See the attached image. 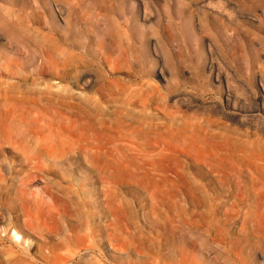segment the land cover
Instances as JSON below:
<instances>
[{
    "label": "rangeland",
    "instance_id": "rangeland-1",
    "mask_svg": "<svg viewBox=\"0 0 264 264\" xmlns=\"http://www.w3.org/2000/svg\"><path fill=\"white\" fill-rule=\"evenodd\" d=\"M0 264H264V0H0Z\"/></svg>",
    "mask_w": 264,
    "mask_h": 264
},
{
    "label": "bare ground",
    "instance_id": "bare-ground-1",
    "mask_svg": "<svg viewBox=\"0 0 264 264\" xmlns=\"http://www.w3.org/2000/svg\"><path fill=\"white\" fill-rule=\"evenodd\" d=\"M201 1H203V0H201ZM78 6H79V3H78ZM196 6H197V5H196ZM196 6H195V7H196ZM79 9H80V8H79ZM80 11H81V10H80ZM63 13H64V11H63ZM125 14H126V13H125ZM66 15H67V14H66ZM115 21H116V20H115ZM118 22H119V21H118ZM124 22H125V21H124ZM86 23H87V22H86ZM115 23H116V22H115ZM88 24H89V23H88ZM86 25H87V24H86ZM86 25H85V26H86ZM82 26H83V25H82ZM104 30H105V29H104ZM87 32H88V31H87ZM158 249H159V248H158ZM161 249H163V248H161ZM165 257H166V256H165Z\"/></svg>",
    "mask_w": 264,
    "mask_h": 264
}]
</instances>
